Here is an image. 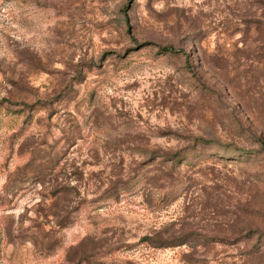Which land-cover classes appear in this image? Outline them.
Segmentation results:
<instances>
[{
	"label": "rangeland",
	"instance_id": "1",
	"mask_svg": "<svg viewBox=\"0 0 264 264\" xmlns=\"http://www.w3.org/2000/svg\"><path fill=\"white\" fill-rule=\"evenodd\" d=\"M262 142L264 0H0V264H264Z\"/></svg>",
	"mask_w": 264,
	"mask_h": 264
},
{
	"label": "trees",
	"instance_id": "2",
	"mask_svg": "<svg viewBox=\"0 0 264 264\" xmlns=\"http://www.w3.org/2000/svg\"><path fill=\"white\" fill-rule=\"evenodd\" d=\"M164 50H166V51H171V52H177L178 50H176L174 47H172V46H167V47H165L164 48ZM197 141H201V142H203V143H211L212 141H206V140H204V139H197ZM262 146H263V148H264V142H262Z\"/></svg>",
	"mask_w": 264,
	"mask_h": 264
}]
</instances>
